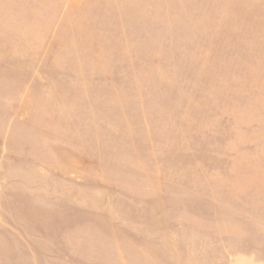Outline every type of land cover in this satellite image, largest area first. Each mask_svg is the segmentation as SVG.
Here are the masks:
<instances>
[{
    "label": "rangeland",
    "instance_id": "1",
    "mask_svg": "<svg viewBox=\"0 0 264 264\" xmlns=\"http://www.w3.org/2000/svg\"><path fill=\"white\" fill-rule=\"evenodd\" d=\"M0 264H264V0H0Z\"/></svg>",
    "mask_w": 264,
    "mask_h": 264
}]
</instances>
